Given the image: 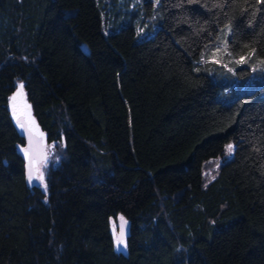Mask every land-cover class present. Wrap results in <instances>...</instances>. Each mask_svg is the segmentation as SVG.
I'll use <instances>...</instances> for the list:
<instances>
[{
	"label": "trees",
	"instance_id": "trees-1",
	"mask_svg": "<svg viewBox=\"0 0 264 264\" xmlns=\"http://www.w3.org/2000/svg\"><path fill=\"white\" fill-rule=\"evenodd\" d=\"M132 2L155 0H0V264H264V0H157L149 34L105 30ZM19 83L63 146L44 188Z\"/></svg>",
	"mask_w": 264,
	"mask_h": 264
},
{
	"label": "rangeland",
	"instance_id": "rangeland-1",
	"mask_svg": "<svg viewBox=\"0 0 264 264\" xmlns=\"http://www.w3.org/2000/svg\"><path fill=\"white\" fill-rule=\"evenodd\" d=\"M156 2L157 0H155V3H153L151 6H149L148 3H142V5H138L136 4V2H132L129 6L121 4L122 7L120 9L110 8L108 10L109 13L106 14V16L110 15V18L106 19L108 23L106 25L105 30L112 31L123 25L133 23L138 30V35L142 37L146 34H149L150 29L146 28L145 25L143 26L141 25V19H143L144 16L145 18L154 17V18L159 19L160 8ZM148 7H150V11L147 10ZM223 56H224V53H222L221 51H216L213 54L212 58L218 59ZM19 84L21 85V83ZM20 85L10 96L12 109H13V103H14L12 100V97L14 96V94L18 92V90L20 89ZM15 105H16L17 116H14V117L24 115L25 118L28 120V124L32 128V130L34 132L43 134V131L38 125L31 107L28 105V101L26 98V93H25L24 88L22 89L21 94L16 97ZM44 141L46 140L44 139ZM47 149H48L47 157L41 162H37V161L35 162L36 163L35 179L37 180H40L37 178L40 173L43 174V179H44L46 177V171H47V167L49 166V164L53 162L54 160H56L57 158L60 159L61 155L63 154V146L61 143L52 142L48 144Z\"/></svg>",
	"mask_w": 264,
	"mask_h": 264
},
{
	"label": "water",
	"instance_id": "water-1",
	"mask_svg": "<svg viewBox=\"0 0 264 264\" xmlns=\"http://www.w3.org/2000/svg\"><path fill=\"white\" fill-rule=\"evenodd\" d=\"M19 120L21 123L25 124L23 128V135L26 139V150L28 151V155L26 156V164H25V174L26 178L29 181L28 177L31 174L33 179L29 181L30 183H36L44 188L45 183L35 179L36 176V168H35V160L37 162L43 161L48 155V142L44 141V137L37 132H34L32 128L28 124V120L24 115H20ZM46 192V189H44ZM123 217V221L121 220ZM118 219V228L120 232V225L123 223L124 225V238L127 237L131 232L132 222L126 216H121ZM118 232V234H119Z\"/></svg>",
	"mask_w": 264,
	"mask_h": 264
},
{
	"label": "snow or ice",
	"instance_id": "snow-or-ice-1",
	"mask_svg": "<svg viewBox=\"0 0 264 264\" xmlns=\"http://www.w3.org/2000/svg\"><path fill=\"white\" fill-rule=\"evenodd\" d=\"M216 62H219V61H216ZM245 60L244 58L242 57L240 60H237L236 63H244ZM264 63V62H262ZM226 66V65H225ZM231 70V69H230ZM22 89H23V84L20 85V89L18 90V92L16 94H14V96L12 97V100H13V115L14 116H17V111H16V105H15V101H16V97L18 95L21 94L22 92ZM17 123L19 124V126L21 128H24L25 127V124L24 123H21L19 118L17 117ZM233 149H232V145H229L228 146V151L231 152ZM38 179L40 180H43V174L40 173L39 176L37 177ZM29 181H31L33 179L32 175L30 174L29 177H28ZM121 220L123 221V217H121ZM116 244H117V248L119 250V246L120 245H124L126 247V243H125V240H124V225L123 223L120 225V232L119 234L116 236Z\"/></svg>",
	"mask_w": 264,
	"mask_h": 264
}]
</instances>
